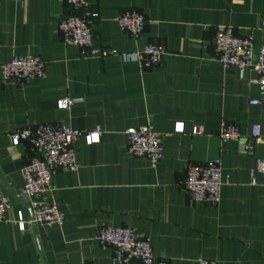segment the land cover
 <instances>
[{
    "label": "crops",
    "instance_id": "0c3cea01",
    "mask_svg": "<svg viewBox=\"0 0 264 264\" xmlns=\"http://www.w3.org/2000/svg\"><path fill=\"white\" fill-rule=\"evenodd\" d=\"M96 48L117 54L159 42L166 48L160 67L142 70L119 56L83 57L64 45L58 25L74 13L64 0H0V197L11 209L0 222V264H116L113 249L94 240L100 227L132 228L151 240L156 264H264V174L254 173L264 159V144L249 150L222 141L225 123H235L250 144L254 125L264 134V105L257 74L225 68L215 58L218 26L238 36L261 31L264 0H89ZM138 10L146 18L140 41L124 33L116 18ZM15 55L46 63L42 80L3 81L1 65ZM82 99L68 109L58 102ZM64 123L82 132L101 131L100 142L76 143L79 170L54 177L55 200L65 212L62 227L27 224L31 205L21 191L22 171L33 154L14 146L10 135L28 125ZM178 123L184 133H176ZM151 125L164 135V157L149 161L127 154L132 127ZM194 127L202 132L192 134ZM222 160L230 184L218 205L192 203L182 189L188 162ZM41 198L33 197L32 202ZM129 264H141L133 261Z\"/></svg>",
    "mask_w": 264,
    "mask_h": 264
},
{
    "label": "built area",
    "instance_id": "2783aa9c",
    "mask_svg": "<svg viewBox=\"0 0 264 264\" xmlns=\"http://www.w3.org/2000/svg\"><path fill=\"white\" fill-rule=\"evenodd\" d=\"M74 13L67 14L59 21L58 29L64 45L77 47L83 57L119 56L124 62H136L142 70L160 67L164 61L166 48L159 42H150L132 53L117 54L106 48H96L95 34L91 26L92 19L98 18L93 11L80 15L78 11L90 9L89 0H64ZM120 29L134 41H140L146 28V18L138 10H129L116 18ZM261 31L264 32V20ZM215 58L225 68L234 67L242 73L252 68L256 74L255 82L260 88V97L251 101V105H264V41L256 48L254 37L238 36L230 26H218L214 38ZM3 81L15 80L19 83L42 80L46 77V63L37 56L15 55L11 61L1 65ZM82 99L66 98L58 102L59 109H68ZM176 133H184V124L178 123ZM202 129L194 127L193 135ZM128 136L127 154L132 158L144 159L152 167L160 164L164 157V135L156 132L151 125L132 127L126 131ZM101 131L82 132L64 123L28 125L17 129L10 135L14 146L25 144L33 154L23 168L24 186L22 198L31 205V219L26 220L24 213H18V227L25 231L27 224L43 227H62L65 212L55 200L54 177L58 172L75 173L79 170L76 157V143L84 138L87 144L100 142ZM222 141L239 143L249 150L254 144H264V134L259 125H254L250 144L242 136L235 123H225L220 132ZM264 174V159L256 160L254 173ZM230 184V177L224 175L220 158L207 163L188 162L182 189L194 204L216 206L221 201V191ZM33 197L41 198L32 202ZM11 209V201L0 197V222L5 220ZM94 240L102 248L113 249L116 264H129L137 261L141 264H156V257L149 237L139 234L132 228L100 227ZM161 264H165L164 261ZM198 264H219L214 260L200 258Z\"/></svg>",
    "mask_w": 264,
    "mask_h": 264
}]
</instances>
